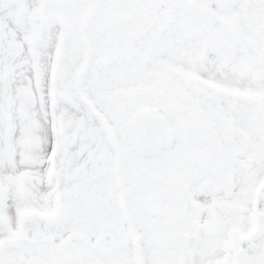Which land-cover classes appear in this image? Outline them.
Instances as JSON below:
<instances>
[{
	"label": "snow or ice",
	"instance_id": "6c2138e0",
	"mask_svg": "<svg viewBox=\"0 0 264 264\" xmlns=\"http://www.w3.org/2000/svg\"><path fill=\"white\" fill-rule=\"evenodd\" d=\"M0 264H264V0H0Z\"/></svg>",
	"mask_w": 264,
	"mask_h": 264
}]
</instances>
